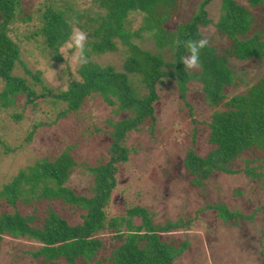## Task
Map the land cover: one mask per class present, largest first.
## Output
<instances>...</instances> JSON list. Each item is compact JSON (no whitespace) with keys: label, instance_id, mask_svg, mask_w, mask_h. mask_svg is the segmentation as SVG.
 <instances>
[{"label":"trees","instance_id":"16d2710c","mask_svg":"<svg viewBox=\"0 0 264 264\" xmlns=\"http://www.w3.org/2000/svg\"><path fill=\"white\" fill-rule=\"evenodd\" d=\"M92 2L104 9L105 14L86 17L74 5L58 9L52 4L35 11L29 10L31 6L26 5L25 0H0V80L5 84L0 92L2 108L7 107L4 99L9 101L13 98V103L16 95L23 94L27 104L35 105L37 97L49 99L47 104L50 108L57 111L59 118H65L79 110L86 98L95 95L109 106H115V113H129L120 121H107L112 129L107 145L108 160L96 167L82 162L89 177L84 193L67 185L72 170L79 166L72 155L76 148L74 144L52 160L43 158L20 170L10 183L0 189V245L5 238L33 241L39 247L32 256L42 258V264H175L189 245L181 241L180 236L168 239L164 235L187 232L185 228L189 221L179 219L160 224L151 210L138 205L137 201V205L127 208L122 216L108 217L106 211L118 184L116 165L130 161V154L134 152L132 146L126 145L129 133H141L152 129L155 124L153 103L159 98L157 85L166 80L173 81L178 87L181 99H185L186 83L191 81L200 85L202 99L209 110H214L210 121L203 122L209 129L207 142L212 149L204 157L189 149L183 160L185 171L194 177L193 185L201 186L214 173L235 174L239 170H234L231 164L241 153L264 151V77L228 99V91H235L242 82L230 68V63L264 59V19L262 21L259 10L256 12L263 7L264 0H245L244 4L221 0L220 14L215 23L205 10L211 0H201L196 11L175 30L167 26L171 18L178 15L183 0ZM131 14L142 15L141 27L134 32L130 30L131 22L128 20ZM84 17L87 20L84 28L91 39L87 56L116 51L113 39L119 38L121 45L127 47L131 54L125 61V73L84 62L79 70L80 79L68 81L67 89L58 94H52L45 87L37 94L23 78L11 75L16 63H20L23 46L32 42L38 51L56 54L68 40L72 25H78ZM33 20L40 25L25 33L18 42L9 36L12 24H27ZM209 27L222 42L213 44L209 41L208 47L202 50L201 70L184 69L181 57L187 55V49L183 43L179 47L174 46V41L200 39ZM142 33L151 34L156 49L167 48L172 61L164 62L160 53L140 50L132 39L141 38ZM133 76L139 79L141 87ZM219 108L224 109L217 110ZM31 135L32 132L28 133L27 139ZM244 162L248 176L258 181L264 177L257 172L263 164L249 167L254 160ZM121 195L126 204L129 198L137 200L130 193L122 192ZM50 201L74 217L80 213L81 221L71 225L50 206L47 213L40 216V204L48 202L46 205H49ZM18 204L33 210L23 215L17 210ZM207 208L215 210L219 219L227 220L229 227L238 228L239 222L250 219L230 212L223 204ZM133 218H139L140 224H131L129 220ZM107 231L112 233L105 247L102 234ZM175 240L181 241L177 248L172 246ZM104 250L107 253L96 260Z\"/></svg>","mask_w":264,"mask_h":264},{"label":"rangeland","instance_id":"374dc122","mask_svg":"<svg viewBox=\"0 0 264 264\" xmlns=\"http://www.w3.org/2000/svg\"><path fill=\"white\" fill-rule=\"evenodd\" d=\"M235 1L245 3V0ZM25 2L31 6L29 10L35 11L44 5L52 4L58 9H63L65 5H74L75 9L82 11L86 17L105 14V10L94 5L92 0ZM200 2L201 0H183L178 15L171 18L168 29L175 30L179 23L185 22L196 11ZM220 4L221 0H211L205 7L208 18L214 23L220 14ZM258 10L263 16V21L264 5L256 12ZM141 18V14L128 16L132 32L141 27ZM86 22L84 17L79 20L78 25H72L68 40L56 54L40 52L32 42L23 46L20 63H16L11 75L23 78L37 94L43 87L52 94H58L67 89L68 81L80 79L79 70L84 62H92L100 67H112L115 72L125 73V61L131 54L127 47L121 45L119 38L113 39L116 51L87 56L91 39L84 28ZM37 25H40L37 20L27 24L15 23L10 26L8 34L18 42ZM74 30L82 31L87 36L83 50L84 62H81L74 46ZM203 38L213 44L222 42L215 36L212 27L204 31ZM132 41L142 51L160 53L164 62L168 63L173 59L167 48L156 49L155 40L149 33H142L141 38H134ZM230 68L242 82L235 91H228V99L264 77V59L246 63L231 62ZM34 77H37V80ZM134 80L138 87H141L139 79L134 77ZM4 85L0 80V92ZM199 88L200 85L195 82L186 83L185 99H181L178 87L173 81L166 80L157 85L159 98L153 103L155 124L152 129L141 133L132 131L126 137V145L132 146L134 152L130 154V161L116 165L118 184L110 198V208L106 214L108 217L122 216L127 208L138 204L151 210L154 219L160 224L165 221L188 220L185 228L187 232L164 235L168 239L180 236L181 241H186L189 245L175 260V264H264V177L259 181L254 180L244 171L247 167L245 160H254V163H249V167L264 164V151L241 153L242 155L231 164V167L239 172L230 175L214 173L204 180L201 186L191 183L194 177L189 175L183 166L189 149L199 157L206 156L212 149L207 142L209 129L203 122L210 121L214 110L208 109ZM4 100L7 107L2 108L0 103V189L10 183L20 170L43 158L52 160L74 144L76 148L72 155L79 166L72 170L67 185L76 192L84 193L89 177L82 162L96 167L108 160L107 145L112 129L107 121L114 123L129 114L128 111L115 113V106H109L101 97L95 95L86 98L79 110L67 114L65 118H59L57 111L54 112L50 108L47 104L49 99L37 97L35 105L27 104L23 94L16 95L13 103V98ZM17 116L18 119H15ZM30 132L32 135L27 139L26 136ZM258 170L257 172L264 174V166ZM122 192L133 194V198L137 200L129 198V203L126 204ZM46 203L48 202L41 203L38 208L40 216H44L50 206L71 225L81 221L80 213L74 217L66 209L58 208L55 202L50 201L49 205ZM217 204H223L230 212L240 213L250 219L239 222L238 228L229 227L227 220L219 219L215 210L207 208ZM17 210L25 215L33 208L18 204ZM129 221L131 224H140L139 218ZM111 233L107 231L102 234L105 247L108 246ZM181 241H173L172 246L177 248ZM38 247L39 244L30 240L5 238L0 245V264H42V258L32 256ZM106 253L104 250L96 260H100Z\"/></svg>","mask_w":264,"mask_h":264},{"label":"clouds","instance_id":"9594fccd","mask_svg":"<svg viewBox=\"0 0 264 264\" xmlns=\"http://www.w3.org/2000/svg\"><path fill=\"white\" fill-rule=\"evenodd\" d=\"M74 46L76 51L79 53L81 62H84L83 50L87 36L82 31L73 32ZM183 43L187 49V55L181 57V63L184 69L189 71H199L202 68L201 52L208 47V40L201 37L200 39H189L181 42L180 40L174 41V46L179 47ZM75 58V57H74Z\"/></svg>","mask_w":264,"mask_h":264}]
</instances>
